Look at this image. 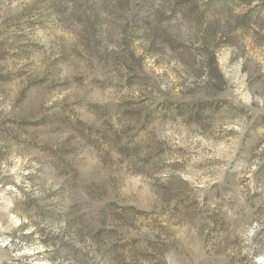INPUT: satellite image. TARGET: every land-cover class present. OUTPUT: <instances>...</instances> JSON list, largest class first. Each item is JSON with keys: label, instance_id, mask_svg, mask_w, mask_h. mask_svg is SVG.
<instances>
[{"label": "rangeland", "instance_id": "rangeland-1", "mask_svg": "<svg viewBox=\"0 0 264 264\" xmlns=\"http://www.w3.org/2000/svg\"><path fill=\"white\" fill-rule=\"evenodd\" d=\"M0 264H264V0H0Z\"/></svg>", "mask_w": 264, "mask_h": 264}]
</instances>
